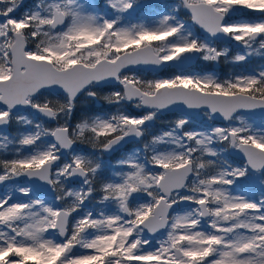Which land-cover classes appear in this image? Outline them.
<instances>
[{
  "label": "snow or ice",
  "instance_id": "6c2138e0",
  "mask_svg": "<svg viewBox=\"0 0 264 264\" xmlns=\"http://www.w3.org/2000/svg\"><path fill=\"white\" fill-rule=\"evenodd\" d=\"M22 4L0 0V264H264V190L237 183L264 188V68L189 70L264 58V0ZM83 95L100 106L73 125ZM200 109L222 123L187 128ZM165 110L178 118L152 133Z\"/></svg>",
  "mask_w": 264,
  "mask_h": 264
},
{
  "label": "rangeland",
  "instance_id": "374dc122",
  "mask_svg": "<svg viewBox=\"0 0 264 264\" xmlns=\"http://www.w3.org/2000/svg\"><path fill=\"white\" fill-rule=\"evenodd\" d=\"M38 2V0L36 1V3ZM99 2L102 4L103 3V0H99ZM149 2L153 3L154 5H157L158 8H160L161 6L163 5H169V6H175L176 4H178L179 2H173V1H165V2H168L167 4H165L164 2L161 3L160 0H149ZM34 1L32 3H30V0H23V4L21 5V10L26 8V10L24 11H27V10H30L32 8H34L35 4ZM184 13V15L186 16L185 17V20L187 22L190 23V17L185 13V10L184 9H181L180 10V13ZM247 18L249 19H253L255 18V14L253 13H246L245 14ZM197 30V29H196ZM239 49L237 48H232L231 49V53L232 54H235L236 51H238ZM223 62V64L225 65V67L227 66V64H231L230 62L228 61H225V60H221ZM264 62V58H261V57H251L249 59V61L243 66V67H240V66H236V65H233L232 66L235 68L237 67L238 69H234L232 71H225V73H219L218 76L221 77V78H226V77H229V75H232L233 73H239V72H245L246 70H249V69H253L255 70V67L256 65H262V63ZM198 66H201V67H208L209 65H211L212 63H208V62H204L202 60H198L197 63ZM247 64L249 66V68H247ZM262 68H264V66H262ZM260 69L256 70V71H259ZM201 72V71H200ZM172 74H166L164 76H170ZM86 101L85 100H81L79 102V104H85ZM138 111V110H137ZM75 112V111H74ZM179 115H175V117H171V116H166V117H163L159 120V124L154 126L152 129H151V132L152 133H158L160 131H163V130H166L168 129L169 127H171L173 125V123L175 122V120L178 118ZM82 118V117H80ZM257 124H260L261 120L259 121H255ZM215 124L212 120H208L207 117H205L203 115V111L201 112V119L199 121L197 120H194L192 118L191 122L189 125H186L187 128H200V129H203L205 127H207L208 125H213ZM199 125H201L202 127H200ZM215 125H219V124H215ZM232 152L233 150L232 149H229L227 152H225L223 155H224V158L227 160L228 163H231L233 166H237V165H242L243 162L239 161V159H236L232 156ZM115 165L114 164H106V162H104V167H112ZM111 175V174H110ZM259 174H255V177H253L252 179H247V178H241L239 181H237L243 188H251L254 190L255 194L259 197H261V191H260V188H262V185H261V182L256 178L258 177ZM73 188H78L79 185H76V186H72ZM264 189V188H262ZM5 191V189L3 188V190L1 191V195L3 194V192ZM257 197V198H259ZM95 202H93L94 204Z\"/></svg>",
  "mask_w": 264,
  "mask_h": 264
},
{
  "label": "flooded vegetation",
  "instance_id": "af4514ba",
  "mask_svg": "<svg viewBox=\"0 0 264 264\" xmlns=\"http://www.w3.org/2000/svg\"><path fill=\"white\" fill-rule=\"evenodd\" d=\"M33 1H34V3H36L37 0H30V3H32ZM34 3H33V4H34ZM26 9H27V6H26V8L22 9V11H24V10H26ZM220 65H221V67H220L221 71H224V70H225V71H226V70H227V71H232V70H234V69H238L237 67L234 68V67L232 66V64H227V66L225 67V65L223 64L222 61L220 62ZM200 69H206L207 72H211V70H212V66L209 65V66L206 67V68H205V67H201V66H197V67L194 68L193 70H194V71H199ZM220 69H219V70H220ZM219 70H218V73H219ZM167 72H169V73H173L174 70H173V69H170V68H166L163 72L160 73V75H165ZM81 100H85L86 103H85V104H79V102H80ZM97 108H99V106L96 107V106L94 105V101H93L90 97H88L87 95H83V96H81V97L78 99V103H77L76 108H75V110H74L75 112L73 113V116H72V118L70 119V123H72V124L74 125L76 122H78V121L80 120V119H77V118H78V117H81V114H83V115H85V114H87V115L93 114L94 111H95V109H97ZM132 111H133V112H136L137 110H136V109H132ZM22 114H24V115H28L29 113H27V112H22ZM166 116L175 117L174 114H166V115H165V114H160V115H159V118H158L157 120L154 121L152 128H153L154 126H156V125L159 124L158 122H159V120H160L161 118L166 117ZM52 126H54V122H53ZM20 127H21V126L18 125V124H16L15 121H14L11 125L8 126V133H9V135H10V136H14V135L16 134V131H17ZM79 147L85 149V150H86L87 152H89V153L92 152L91 147L88 146V145H80ZM137 147H142V144H140V142H135V141H134V142H131V143L125 145L124 148H123L122 150H120L119 152L112 153V154H105V156H104V158H103V161L106 162V164H114V163L116 162L117 159H120L121 157H123V156L126 155L127 153L133 151V150L136 149ZM9 158H10V157H9ZM102 170H103V171H106L107 174L110 175L111 172H112V170H113V168H112V167H104ZM256 174H259V173H256ZM251 190H252V195H251L250 197H251V198H255V199H257V200L260 199V197L257 196V195L255 194L254 190H253V189H251ZM262 190H264V189L260 188V191H261V192H262ZM257 197H259V198H257Z\"/></svg>",
  "mask_w": 264,
  "mask_h": 264
},
{
  "label": "water",
  "instance_id": "95a60500",
  "mask_svg": "<svg viewBox=\"0 0 264 264\" xmlns=\"http://www.w3.org/2000/svg\"><path fill=\"white\" fill-rule=\"evenodd\" d=\"M172 1H178V2H179V0H172ZM185 10H186V9H185ZM186 13L190 16V13H188L187 10H186ZM196 27L198 28V26H196ZM198 29H199V28H198ZM199 31L202 33L203 30L199 29ZM205 35H206V34H205ZM195 62H196V61H195ZM195 62H193V64H194ZM193 64H192V65H193ZM192 65H191V66H192ZM214 67L217 68V67H218V64H217V63H214ZM96 104L99 105V102H97ZM201 110H203V109H200V110H192V111H193V112H198V113H199ZM162 113H177V112H173V111L165 110V111L162 112ZM178 114H179V113H178ZM195 117L199 119V118H200V115H196ZM255 117H257V118H261V116H260V114H259V110H257V115H256ZM216 121L222 122L221 120H216ZM234 156L237 157V158H239V159H241V160H244L242 154L239 153V152H237V151H235V150H234Z\"/></svg>",
  "mask_w": 264,
  "mask_h": 264
},
{
  "label": "trees",
  "instance_id": "16d2710c",
  "mask_svg": "<svg viewBox=\"0 0 264 264\" xmlns=\"http://www.w3.org/2000/svg\"><path fill=\"white\" fill-rule=\"evenodd\" d=\"M181 15H184V13L182 12Z\"/></svg>",
  "mask_w": 264,
  "mask_h": 264
}]
</instances>
